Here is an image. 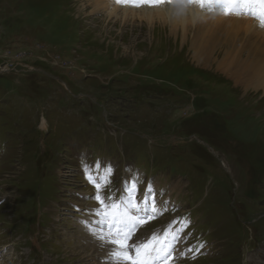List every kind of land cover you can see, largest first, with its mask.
<instances>
[{
    "label": "rangeland",
    "instance_id": "rangeland-1",
    "mask_svg": "<svg viewBox=\"0 0 264 264\" xmlns=\"http://www.w3.org/2000/svg\"><path fill=\"white\" fill-rule=\"evenodd\" d=\"M79 4L0 0V264H131L92 235L118 225L82 215L149 185L158 211L127 241L142 254L167 232L163 264H264V92L193 62L165 23Z\"/></svg>",
    "mask_w": 264,
    "mask_h": 264
},
{
    "label": "bare ground",
    "instance_id": "bare-ground-1",
    "mask_svg": "<svg viewBox=\"0 0 264 264\" xmlns=\"http://www.w3.org/2000/svg\"><path fill=\"white\" fill-rule=\"evenodd\" d=\"M77 1L81 10L91 6L95 12L106 13L107 18L115 14L118 18V14H121L125 19L128 15L137 16L149 25H153L156 20L165 23L168 25L169 33L175 38L176 35L180 37L181 46L187 45L193 62L204 67H215L244 91L261 89L264 92V24L259 19L261 6L258 4H240L238 10L226 16L223 7L218 4H208L201 9L189 0H181L180 2H184L182 4H167L163 0L159 3H149L146 0L136 2L125 0L123 3L117 0ZM247 14L251 16L247 17ZM42 125L45 127V123ZM144 193L146 196L149 195L147 191ZM132 204H136L137 207H132ZM88 209L92 210L89 214L95 213V216H90V222H101L102 219L105 226L116 224L117 220L123 218L125 212L139 217L151 212L144 196L131 201L123 196L122 201L117 200L106 215L108 216L114 209L118 215H114L113 218L108 216L103 219L96 215L93 207ZM132 210H135V214ZM153 238V242L156 243L157 236ZM147 263L148 259L145 258V264Z\"/></svg>",
    "mask_w": 264,
    "mask_h": 264
},
{
    "label": "snow or ice",
    "instance_id": "snow-or-ice-1",
    "mask_svg": "<svg viewBox=\"0 0 264 264\" xmlns=\"http://www.w3.org/2000/svg\"><path fill=\"white\" fill-rule=\"evenodd\" d=\"M119 3L125 2V0H117ZM128 2H136V0H128ZM149 3H159L160 0H146ZM189 2L197 3L200 7H205L208 4H218L223 7L224 14L230 15L233 11L238 10V5L240 4H258L261 6V12L259 14V19L261 20L262 24H264V0H189ZM255 14V13H254ZM111 168L108 167L105 169V176H110ZM86 178L89 180L90 183L96 188V193L94 198L98 201L101 205H103L104 201L101 196V184L98 183L93 177L89 176L88 173H85ZM103 179V177H102ZM131 188L135 190L137 188V181H131ZM151 185H149L146 189L148 193L151 192ZM132 207L136 208V204H132ZM97 213V215H106L100 209H93ZM139 211V209H138ZM158 209L156 208L155 204H153L151 208V216H154ZM146 223L147 220L139 217L133 216L127 212H125L123 218L116 221L118 225L117 231L115 236L118 237L117 239H113L112 235L109 234L108 236L101 235L99 233H92V235L96 236L97 239H100L103 242L109 243L113 245V250L109 253V257L113 260H125L131 261V264H145V255L152 256L159 264H163L164 260H167L168 257L171 255L172 251L174 250V241L178 239L176 233L171 234V238L169 239V234L166 232L164 237V242L161 244L159 248H152V249H144L142 254L141 246L138 244H129L127 241L130 239L132 229L137 226V223ZM83 223V221H82ZM119 225H123V228H120ZM127 250H134L136 253V258L133 259L132 256L126 255ZM154 253V255H153ZM171 264V262H169Z\"/></svg>",
    "mask_w": 264,
    "mask_h": 264
},
{
    "label": "trees",
    "instance_id": "trees-1",
    "mask_svg": "<svg viewBox=\"0 0 264 264\" xmlns=\"http://www.w3.org/2000/svg\"><path fill=\"white\" fill-rule=\"evenodd\" d=\"M205 257V256H204Z\"/></svg>",
    "mask_w": 264,
    "mask_h": 264
}]
</instances>
